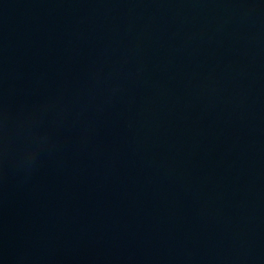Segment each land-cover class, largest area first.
<instances>
[{"label":"water","instance_id":"1","mask_svg":"<svg viewBox=\"0 0 264 264\" xmlns=\"http://www.w3.org/2000/svg\"><path fill=\"white\" fill-rule=\"evenodd\" d=\"M0 264H264V0H0Z\"/></svg>","mask_w":264,"mask_h":264}]
</instances>
